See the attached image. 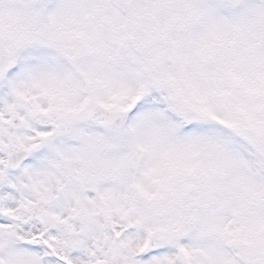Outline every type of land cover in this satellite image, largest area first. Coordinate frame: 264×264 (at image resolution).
Listing matches in <instances>:
<instances>
[{
  "label": "snow or ice",
  "instance_id": "snow-or-ice-1",
  "mask_svg": "<svg viewBox=\"0 0 264 264\" xmlns=\"http://www.w3.org/2000/svg\"><path fill=\"white\" fill-rule=\"evenodd\" d=\"M0 264H264V0H0Z\"/></svg>",
  "mask_w": 264,
  "mask_h": 264
}]
</instances>
